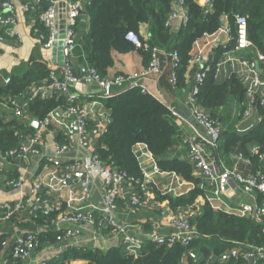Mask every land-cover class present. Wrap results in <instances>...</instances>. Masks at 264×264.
<instances>
[{
	"label": "built area",
	"instance_id": "2783aa9c",
	"mask_svg": "<svg viewBox=\"0 0 264 264\" xmlns=\"http://www.w3.org/2000/svg\"><path fill=\"white\" fill-rule=\"evenodd\" d=\"M16 0H0V47L6 42L11 43V48L15 49L23 43V35L18 29V7ZM21 2V11L24 14H30L39 6L41 0H17ZM208 4V0L204 5ZM81 3L80 0H71L68 2L67 27L63 36L58 33V17L55 10L54 2L47 8L39 12L38 18L46 30V34L42 32L38 38L41 41V47L44 51H50L57 43H61V51L63 56V67L61 77H58L54 71H50L49 76L42 82V85L33 89L29 99L24 103H19L13 98H8L2 103L12 109L15 117L22 118L24 111L28 108V101L35 96L43 97L48 90L57 91L59 93L68 92V82L79 83L82 77L77 75L71 64L73 53L77 46V37L75 23L80 15ZM183 15V17L179 15ZM186 20V14L181 10L172 12L167 21V26H172L173 22L178 18ZM230 32V29L227 28ZM125 39L133 44L136 48H142L148 51L149 61L140 72L129 74H118L112 77H102L96 71L89 67L86 70L85 76L96 81L101 89V92L96 96H89L85 103H77L76 95H68V107L63 110L69 116V119H64L59 116L57 109L49 112L43 119L39 120L40 126L45 129L55 127L59 129L65 136L64 142L54 141L53 153L51 158L45 157L43 151L44 144L39 141V134L28 137L25 141H21L20 145L7 149L0 150V157L6 161L17 160L23 164L30 161L31 155H40V166L42 170L32 184V188L28 195H24L17 202H0V222H8L18 210L25 206L33 215L35 210L41 209L44 215H50L53 210L48 197L45 195L46 190L61 192L66 189V202L62 212L55 218L51 219L56 225L61 224H76L86 223L94 226L100 231L108 233L114 232L120 238V247L127 255L137 256L144 244L148 241L157 245L166 244L173 245L178 243L185 248L184 255L180 264H184L185 260L190 259L192 262L198 263L199 256L192 243L197 238L198 234L195 227L190 222L191 214L189 209L176 208L171 209L167 204L154 199L152 189L157 186L154 181L153 174L165 172L158 168L155 158L152 156L146 145L138 143L134 146V152L137 155L142 169V179H135L128 175L127 172L112 168L102 162L99 156L93 149L94 135H98L105 131L106 125L96 127L91 131L92 137L87 133V122L90 116L93 115L97 107L102 105L104 100L115 96L113 88L118 87L123 91L133 88H139L142 92L148 91L139 82L145 77H157L161 72L162 54L165 50L156 46L148 45L134 31H128L125 34ZM234 41L235 50H246L253 46L247 36V20L244 16H237L234 22ZM173 64L172 83L176 82L175 68L178 63V54L176 51L168 52ZM1 61V52H0ZM189 63L195 67L193 75L194 83L190 92L189 101V116L181 117L171 107L167 110L172 118H177L189 127L192 135L185 138L183 143L187 147L186 160L193 165L194 170L199 174L205 183L208 190V198L211 207L215 210L221 209L226 211H234L244 216H255L259 218L264 214V170L256 169L254 172L245 173L237 166H229L218 153V143L221 137L222 129L218 120L210 118L209 114L200 107L194 95L198 92L199 83L204 77L203 68L206 65L202 62V55L196 53L191 55ZM259 63L264 64V54L257 51L255 59H244L242 64L247 69L248 76L243 77V82L251 79L254 86L264 85L257 74V66ZM209 66L205 67L208 70ZM199 69V70H196ZM1 76V66H0ZM10 78H6L5 82L9 83ZM148 94V93H147ZM248 106H253L255 99L252 91L247 92ZM259 104L264 107V95L260 97ZM74 146L81 148L85 153L81 157H74L66 165L60 167L58 159L63 157L66 152L72 150ZM252 155H256L261 162L264 161V151L260 148L253 147ZM44 156V157H43ZM244 161L242 153L237 156ZM40 162V163H41ZM151 163L153 171L146 168V164ZM54 164L55 169H49L48 166ZM57 167H60L58 170ZM82 168V169H80ZM2 169L0 168V172ZM152 174V175H151ZM174 174V173H173ZM175 175V174H174ZM94 179H99L101 207L89 203L90 185ZM23 175H18L16 178H9L8 183L13 187L22 185ZM73 181L79 185L77 191L72 187ZM134 182L139 184L142 195L152 194L151 203L159 207L160 215L166 220L170 227L168 233H163L157 227L147 235L144 239L131 231V225L119 221L115 217L118 200L123 197L124 191H127L129 203L138 208L144 204V200L140 196V191L134 188ZM226 189L233 193L234 190H239L248 197L247 202L234 201L230 194L226 193ZM164 191H170L168 189ZM173 192V189L171 190ZM262 194L261 201L258 200V194ZM85 203L79 207L74 206L75 202ZM57 240L63 237L75 235L77 230L67 226L65 229H58ZM264 231V229H263ZM4 247H9V259L5 264H22L27 260L31 253L40 245V236L37 232L21 231L14 240L8 244L5 240L2 242ZM264 264V246H254L245 244L237 245L232 248L222 251L219 255V264ZM40 264H47V261H42Z\"/></svg>",
	"mask_w": 264,
	"mask_h": 264
},
{
	"label": "trees",
	"instance_id": "16d2710c",
	"mask_svg": "<svg viewBox=\"0 0 264 264\" xmlns=\"http://www.w3.org/2000/svg\"><path fill=\"white\" fill-rule=\"evenodd\" d=\"M49 5V0H41L36 12L39 13ZM176 10L185 13L186 20L179 29L174 30L172 26L166 25V21ZM87 12L91 28L79 40L88 66L102 77L107 76L108 69L114 63V52L127 53L136 48L125 39V34L128 31L138 34L139 27L144 23L149 25V38L144 41L146 44L156 45L166 52H177L174 85L178 88L187 84V77L192 73L189 60L194 43L204 36L218 32L224 20L228 23L233 39L236 17L244 16L252 48L264 54V0H208L207 5H200L195 0H89ZM44 33L46 34V30ZM138 50L150 58L147 50ZM207 66L209 68L205 70ZM202 70L204 77L199 83L194 99L200 107L209 111L210 118L218 120L213 110L222 107L229 97L240 102L247 100L246 87L240 78L232 75L223 82H217L214 61L206 62ZM193 72L195 74V70ZM49 73L50 70L46 66L36 62L22 77H12L9 83L0 86V100L17 96L32 82L40 84L48 78ZM105 102L109 107V121L105 131L94 135L99 144L94 152L103 163L141 180L142 169L134 152V146L141 143L146 145L160 170L174 173L190 184L187 190L175 194L154 186L152 194L155 200L167 204L171 209L180 207L193 212L190 222L198 236L192 247L198 253V264L207 260H213L212 264H219L222 251L237 245L264 246V214L256 218L234 211L213 209L207 187L194 174L193 165L186 158L169 157L168 152L173 146L177 131L166 106L139 88L125 90ZM254 105L263 118L262 123L243 138L222 132L218 143V153L221 157L239 150L245 157L250 158V153L245 148L249 142L256 143L260 151H264V109L257 100ZM67 107V97L63 93H47L43 97L35 96L28 101V111L38 119H43L51 111L65 110ZM96 127L95 121H88L87 133H91ZM34 134L33 127L26 126L19 120L4 121L0 117L1 151L19 146L22 140ZM58 141H66L61 132ZM43 163L44 161L40 166ZM134 188L140 191L143 199L139 184L134 182ZM261 198L262 194L259 193V202ZM31 217L30 219L37 223H50V220L55 218V212L52 210L50 215H44L39 208ZM7 236L5 233L0 234V252L4 248L2 242ZM184 251L185 248L178 243L168 246L147 241L137 256L125 254L121 247L112 248L107 252L77 248L65 253L61 260V257H58L47 261V264H67L72 259L85 260L87 264H180Z\"/></svg>",
	"mask_w": 264,
	"mask_h": 264
},
{
	"label": "crops",
	"instance_id": "0c3cea01",
	"mask_svg": "<svg viewBox=\"0 0 264 264\" xmlns=\"http://www.w3.org/2000/svg\"><path fill=\"white\" fill-rule=\"evenodd\" d=\"M50 4L54 2L55 10L58 17V33L60 36H63L64 31L67 27V13H68V2L71 0H49ZM198 4L204 5L206 0H195ZM89 0H80L81 11L80 15L75 23L76 37H77V46L73 53L71 64L73 71L82 77L87 79L85 76L86 70L88 68V63L86 55L82 48L80 38L88 33L91 28V21L87 12V4ZM18 7V29L23 35V43L15 49L11 48V43L6 42L0 47L1 52V76H0V86L6 84V78L12 77H22L26 72H28L32 66L37 62L38 64H43L50 71H54L58 77H61L62 67H63V56L61 51V43L57 42L53 48L46 52L41 47V41L38 36L45 31L43 25L41 24L38 15L39 13L33 11L30 14H24L21 11V2L15 1ZM185 14V13H184ZM183 17L182 13L179 15ZM178 17L172 24V28L177 30L183 24V18ZM1 28V27H0ZM229 28L227 21L222 22V27L214 35L204 36L198 39L193 46L192 53H200L202 55V62H216V74L215 79L217 82H223L226 78L231 77L232 75L237 76L241 79L242 83L246 87V95L249 90L252 91L254 99L259 101L260 97L264 95V85L254 86L251 83V79L246 82H243V77L248 76L247 69L242 64L244 59H255L257 50L254 48H248L246 50H235L234 45L232 46V36L230 32L227 31ZM138 36L143 40L147 41L149 38V25L144 23L139 27ZM246 51L254 52L253 56H248ZM166 52V51H165ZM114 63L108 69L107 77H112L118 74H129L133 72H140L148 63L149 58L146 57L138 48L127 53H118L114 52ZM161 62V72L157 77H145L139 80L142 86L148 91L147 93L152 96L154 99L162 103L164 106L171 107L175 112L178 113L181 117L189 116V96L194 83L193 74L196 65L192 67V73L187 77V84L184 87L178 88L172 83V74H173V64L168 52L162 54ZM257 74L261 81H264V64L259 63L257 66ZM81 80V81H82ZM44 81V80H43ZM42 81V82H43ZM32 82L26 90L17 96L11 97L19 103L26 102L30 93L36 87L42 85ZM68 82V92L67 94L63 93L66 97L68 95H76L77 103H85L89 96H96L93 94H81L76 91V87ZM115 96L124 92L123 89L114 87L113 88ZM49 94V90L47 91ZM46 93V94H47ZM50 93H59L57 91H52ZM10 97H5L3 100H7ZM106 100L102 102L100 107L96 108V111L91 115L89 121H95L97 127H101L107 124L109 121V107L106 105ZM3 102V101H2ZM264 109L263 106H261ZM61 110V109H60ZM207 114L209 111L204 109ZM213 112L218 119V122L221 125L222 132L229 134H235L245 137L251 133L254 128H256L260 123H262L263 118L259 114L255 105L248 106V101H237L232 97H229L227 102L219 108H215ZM59 116L64 119H69V116L65 111H58ZM0 117L4 121H9L11 119L19 120L24 125H28L34 128L35 134H39V141L44 144L43 153L45 157L51 158L53 153V143L58 141V135L60 133L59 129L52 127L51 129H45L41 126L36 129L33 126L34 122H39L36 117H34L29 111L28 108L24 111V116L22 118L15 117L12 109L6 107L3 103L0 105ZM176 127V138L174 140L172 148L169 150V157H178L185 159L187 157V147L184 145L183 141L185 138H188L192 135L189 127L184 121L172 118ZM34 134V135H35ZM96 138H93V141ZM22 141H25L22 140ZM251 141V140H250ZM246 149L250 153L249 160L245 159L242 161L237 156L242 153L237 150L235 152L226 153L222 156L224 161L229 166H237L240 170L245 173L254 172L256 169L264 170V161L261 162L257 159L256 155H252V148L257 147L256 143L249 142L245 145ZM259 147V146H258ZM70 152H73V156H63L64 162H59L60 167L66 165L71 161L75 156L81 157L84 155V151L74 146ZM243 155V154H242ZM37 159H34V158ZM44 157V156H43ZM244 158H247L243 155ZM257 160V161H256ZM40 155H31L30 161L27 164H23L17 160L6 161L0 157V202H17L24 195H28L32 188V184L37 180L38 176L41 174L40 170ZM258 162V163H256ZM256 163V164H255ZM146 168L150 171H153V167L150 163L146 164ZM60 167H57L59 170ZM49 169H55L54 164L48 166ZM194 174L202 180L199 174L194 171ZM18 175H23L22 185L20 187H13L8 183L9 178H16ZM152 175V174H151ZM12 176V177H9ZM154 177L155 184L162 190L169 189V192L172 193H181L189 188V183L182 181L176 175L170 172H161L152 175ZM203 181V180H202ZM75 191L78 190L79 185L76 181H73L71 184ZM100 180L94 179L90 185V198L89 203L99 206L101 204L100 199ZM122 198L118 200V206L115 211V217L119 221H124L131 225V231L141 235L144 239L147 238L153 228L157 227L161 232L168 233L171 229L167 224L166 220L160 215L159 207L154 206L150 199L152 194L148 193L143 194L144 204L138 208H134L128 200L127 191H124ZM67 194L66 189H62L61 192H56L46 190L45 195L48 197L50 205L52 206L55 217L59 215L63 208L65 207ZM230 196L234 201H249L248 197L240 192L239 190H234L233 193L230 192ZM81 204L75 202L74 206L79 207ZM31 216H34L28 210V207H24L21 210H18L15 215L12 217L13 220L8 222H0V234H7L6 241L11 243L15 236L23 231L37 232L40 236V245L33 251L30 257L22 262V264H40L42 261L55 260L58 257H61L60 260L64 257L65 253L71 251L72 249L77 248H88L96 249L101 252H107L112 248L120 247V238L114 232L108 233L106 231H100L94 226L86 223H76V224H61L56 225L52 223H37L35 220H31ZM149 223V224H147ZM22 224H26L23 226ZM67 226H70L72 229L77 230L75 235L63 237L62 239L56 238L57 234L60 233L57 231L60 229H65ZM155 226V227H154ZM9 259V247H4L0 252V264H5ZM67 262V261H66ZM213 260H207L205 263L201 264H212ZM67 264H87L85 260H70ZM184 264H198L192 262L190 259L185 260Z\"/></svg>",
	"mask_w": 264,
	"mask_h": 264
},
{
	"label": "water",
	"instance_id": "95a60500",
	"mask_svg": "<svg viewBox=\"0 0 264 264\" xmlns=\"http://www.w3.org/2000/svg\"><path fill=\"white\" fill-rule=\"evenodd\" d=\"M180 12V10H178ZM182 20V18H180ZM256 70H258V68H256ZM72 84V83H71ZM72 85H74L76 88V91L78 93H81V94H85V95H88V94H93V95H98L100 92H101V89L100 87L98 86V84L96 83V81H94L93 79H90V78H87V79H83L81 82L79 83H73ZM52 92V90H49V93ZM67 94V93H65ZM33 126L38 129L40 127V123L39 122H34L33 123ZM89 137H92V133H89L88 135ZM98 141L97 139H94V143H93V149L94 150H97L98 149ZM64 156H73V152H66L64 154ZM34 159H37L36 157ZM59 162H64V159L59 158L58 159ZM82 169V168H80ZM226 193L229 195L230 192L228 189H226ZM101 207V204L99 205Z\"/></svg>",
	"mask_w": 264,
	"mask_h": 264
},
{
	"label": "rangeland",
	"instance_id": "374dc122",
	"mask_svg": "<svg viewBox=\"0 0 264 264\" xmlns=\"http://www.w3.org/2000/svg\"><path fill=\"white\" fill-rule=\"evenodd\" d=\"M246 54L248 55V56H246V57H251V56H253V54H254V52L253 53H251L250 51H246ZM169 190V189H168Z\"/></svg>",
	"mask_w": 264,
	"mask_h": 264
}]
</instances>
